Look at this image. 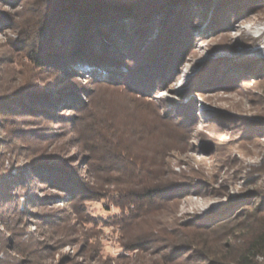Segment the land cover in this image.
I'll use <instances>...</instances> for the list:
<instances>
[{
  "label": "rangeland",
  "instance_id": "1",
  "mask_svg": "<svg viewBox=\"0 0 264 264\" xmlns=\"http://www.w3.org/2000/svg\"><path fill=\"white\" fill-rule=\"evenodd\" d=\"M48 6L47 0H18L16 8L0 2V10L24 24V46L28 35L35 43V29ZM260 7L238 15L229 12L215 24L210 22L213 8L206 18L202 13L174 71L145 83L134 81L127 59L120 68L125 76L96 68L102 75L95 77L89 67L76 66V74L60 80L64 76L60 71L36 67L27 51L24 57L13 56L16 63L10 68L14 70L9 77L3 76L7 81L42 88L60 84L64 89L59 99L70 91L83 100L79 108H59L56 112L63 114L61 119L24 116L18 126L25 131L20 134L0 128V167L25 175L26 184L13 192V208L24 211L17 226L23 246L61 247L54 252L58 262L66 255L79 258L89 244L90 254L121 264L118 257L128 254L122 245L124 237L132 239L154 224L149 216L121 226L120 217L134 210L124 199L118 206L96 196L99 192L88 199L63 198L67 194L53 188L52 179H41L33 170L30 176V164L47 159H55L58 165L36 169L44 172L57 167L66 174H78L90 188L113 191L119 199L123 192L137 190L142 173L145 183L193 178L203 185L200 192L170 201L182 223L221 207L233 214L241 208L235 199L246 192L257 195L253 201L264 207V84L252 75L242 79L230 67L231 62L244 59L264 60V4ZM15 37L14 30L0 33V55ZM122 154L132 161H123ZM48 195L53 198L36 199ZM245 211L236 218H242ZM3 235L0 220V246ZM5 255L14 254L8 251ZM258 261L264 264L262 258Z\"/></svg>",
  "mask_w": 264,
  "mask_h": 264
},
{
  "label": "trees",
  "instance_id": "2",
  "mask_svg": "<svg viewBox=\"0 0 264 264\" xmlns=\"http://www.w3.org/2000/svg\"><path fill=\"white\" fill-rule=\"evenodd\" d=\"M0 2L16 8L18 0ZM47 3L49 11L37 24L35 43L30 42L28 35L25 36L26 46L21 19L0 10V33L6 30L16 33V37L7 42L8 49L0 55V128L7 133L24 132L18 126L24 122V116L61 119L63 114L56 112L59 108H79L78 103L83 102L79 93L70 91L65 98L59 99L60 84L42 88L35 83L24 86L14 80L7 81L3 76L9 77L14 70L10 68L16 63L13 56L24 57V50L36 67L49 66L60 71L64 75L60 80L76 74V66L89 67V74L95 77L102 75L96 68H104V72L109 70L118 77L125 76L126 71L120 68L127 64V59L131 62L130 75L137 80L134 81L138 83L139 79L145 83L174 71L202 13L206 18V12L213 8L214 21L210 18V22L215 24L229 12L238 15L250 9L259 10L264 0H47ZM230 67L232 74L242 79L252 75L257 83L264 84V60L244 59L231 62ZM262 112L264 116V109ZM121 159L132 161L126 154H122ZM54 161L47 159L30 164V176L33 178L34 171L41 179H52L53 188L67 194L63 198L72 195L88 199L91 193L99 192L96 196L109 198L118 206L124 199L134 210L120 217L121 226L152 216L154 224L147 232L122 240L128 254L118 257L121 264H260L258 258L264 260V207L253 201L257 197L253 192L235 199L241 208L233 214L227 211L229 208L221 207L182 223L173 214L170 201L192 195L203 187L193 178L145 183L147 178L142 179L146 176L142 173L137 190L123 192L120 200L113 191L90 188L78 174H66L64 169L57 167L43 169L44 172L36 169L58 165ZM25 184L24 172L0 167V220L4 222V240L0 246V254L3 252L4 256H0V264H113L110 257L90 254L89 244L79 258L66 255L58 262L54 252L61 247L55 249L43 243L33 248L25 243L23 246L17 238L20 235L17 226L22 222L20 219L23 220L24 211L13 208V192ZM52 198L48 195L36 199L45 202ZM244 208L247 209L245 215L237 219ZM7 214H10L8 221L5 220ZM233 220L238 222L233 223ZM8 251L14 255H5Z\"/></svg>",
  "mask_w": 264,
  "mask_h": 264
}]
</instances>
